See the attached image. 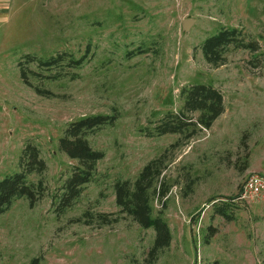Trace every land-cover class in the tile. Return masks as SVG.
Listing matches in <instances>:
<instances>
[{
    "label": "rangeland",
    "instance_id": "rangeland-1",
    "mask_svg": "<svg viewBox=\"0 0 264 264\" xmlns=\"http://www.w3.org/2000/svg\"><path fill=\"white\" fill-rule=\"evenodd\" d=\"M0 7V179L19 170L28 142L46 163L28 177L43 180L44 194L34 205L18 198L0 215V264H264V198L242 197L247 178L264 175V0H0ZM223 27L241 29L259 50L232 47L223 64L209 63L201 45ZM58 55L57 65L45 63ZM70 58L82 61L74 67ZM195 83L218 88L225 111L210 128L158 134L168 114L182 110L180 90ZM95 114L117 117L86 136L104 157L59 213L78 163L58 140L70 122ZM151 161L152 214L171 233L155 255L154 228L121 212L114 191Z\"/></svg>",
    "mask_w": 264,
    "mask_h": 264
},
{
    "label": "trees",
    "instance_id": "trees-1",
    "mask_svg": "<svg viewBox=\"0 0 264 264\" xmlns=\"http://www.w3.org/2000/svg\"><path fill=\"white\" fill-rule=\"evenodd\" d=\"M232 47L251 51H257L260 48L258 41L248 40L242 30L237 27H223L207 37L201 45L206 60L214 65L223 64L227 52ZM28 58L29 61L35 60L34 57L27 56ZM63 59L58 55L45 63L57 65ZM69 61L76 67L80 65L82 58H70L68 63ZM21 77L24 83L30 84L22 68ZM180 97L183 101L182 110L178 114H168L167 118L156 127L158 134L181 133L191 125L210 128L225 111L223 93L209 84L195 83L185 86L180 90ZM194 112L199 113L195 118L187 115ZM116 118L113 115H87L66 126L58 140V148L69 158L75 159L78 165L62 187L63 194L59 197L57 206L59 213L70 207L80 196L83 185L91 180L95 172L96 163L104 157L103 151L93 149L89 145L86 139L87 134L112 124ZM154 164V161L146 164L133 182L119 180L114 184L115 202L120 211L131 216L141 226L154 228L155 238L150 249L151 255L167 247L171 240L167 223L161 216L152 214L149 190L154 178ZM45 170L46 163L40 157L38 148L30 142L26 143L19 158V170L0 179V215L11 206L14 200L21 197L34 205L44 194L45 185L41 178L32 181L28 177L34 173L40 175ZM35 261L36 259H32L33 264Z\"/></svg>",
    "mask_w": 264,
    "mask_h": 264
},
{
    "label": "built area",
    "instance_id": "built-area-1",
    "mask_svg": "<svg viewBox=\"0 0 264 264\" xmlns=\"http://www.w3.org/2000/svg\"><path fill=\"white\" fill-rule=\"evenodd\" d=\"M242 197L244 198H264V175L252 173L244 183Z\"/></svg>",
    "mask_w": 264,
    "mask_h": 264
},
{
    "label": "water",
    "instance_id": "water-1",
    "mask_svg": "<svg viewBox=\"0 0 264 264\" xmlns=\"http://www.w3.org/2000/svg\"><path fill=\"white\" fill-rule=\"evenodd\" d=\"M192 20L191 19H185L182 22V29L187 30L190 27Z\"/></svg>",
    "mask_w": 264,
    "mask_h": 264
},
{
    "label": "crops",
    "instance_id": "crops-1",
    "mask_svg": "<svg viewBox=\"0 0 264 264\" xmlns=\"http://www.w3.org/2000/svg\"><path fill=\"white\" fill-rule=\"evenodd\" d=\"M1 8V7H0Z\"/></svg>",
    "mask_w": 264,
    "mask_h": 264
}]
</instances>
